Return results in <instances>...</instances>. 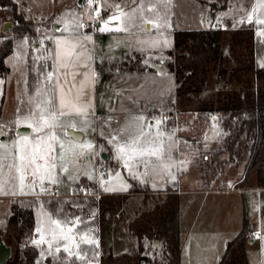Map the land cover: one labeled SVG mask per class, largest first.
<instances>
[{"label": "rangeland", "instance_id": "obj_1", "mask_svg": "<svg viewBox=\"0 0 264 264\" xmlns=\"http://www.w3.org/2000/svg\"><path fill=\"white\" fill-rule=\"evenodd\" d=\"M15 1H18L20 7L28 14L33 15L36 24L39 20L50 19L48 22L50 31H55L56 26L54 24L62 25L63 23L65 26L66 22L80 21L83 18L89 20V16L92 15L90 11L81 13L78 0ZM209 1L211 0H208V3ZM221 1L213 0V5L217 7V4L221 3ZM101 2L103 1L101 0ZM150 2L158 3V0H145V5L147 6ZM246 2L248 1L246 0ZM84 3L87 4V0ZM116 3L121 4L122 9L125 11H130L133 7L140 4V0H134V2L133 0H117ZM208 3L206 5V0H170L168 5L169 26L162 29L161 33H152L146 40H149L150 37L155 40L154 44L157 46H165L173 41L171 36L173 29L208 26L207 13L208 10L210 11ZM257 4L258 0H253L250 10ZM159 6L163 7V4H159ZM217 10L214 9L213 13ZM114 11L115 9L108 10L105 15L101 12L102 19H107ZM225 12L220 11L218 14ZM256 17L264 18V8H260L256 13ZM4 20L12 21V13L6 7H0V42L2 37L13 35L14 33L11 27L12 23L8 29L3 30L2 23ZM36 26H38L36 32L23 33L22 37L15 42L13 50L5 57V62L9 69L6 73H0V81H2L0 83V98L3 96L0 108L2 110L0 125L4 127L6 123L15 124L19 115L27 113L30 95L34 94L37 88L36 84L33 90L27 89L28 65L38 77L37 69L39 64L36 62V57L41 54L46 55L45 47L48 49L49 44L47 40H44V46L40 44L41 40L47 37L46 26ZM79 30L90 31V28L85 27ZM254 30L258 33L264 31V28L262 29V26L256 24ZM229 34V30L225 29L221 42V48L225 54L224 66L228 71L236 66L245 67L251 57L244 45L230 46ZM37 47L40 49L39 53L34 51ZM49 50L51 49L49 48ZM27 55L31 61L27 60ZM43 62L41 61V63ZM244 72L247 78L253 76V72L250 69H244ZM223 82L225 83L222 86V81L217 80L215 71L212 66H209L207 78L198 92L183 95L181 102L173 100V104L167 106V116L166 114L154 116L151 123L157 120L163 122L160 124L159 129L165 133V145L171 150V157L166 159L164 163L165 165L171 164L174 166L167 171L157 166L154 171H149L147 176L137 179L130 175L123 166L108 165L103 169V158L98 154L95 156V148L79 158V167L86 162V159L93 160V167L87 174H84L87 178L83 181H97L98 186L103 190L111 188L114 190L110 192L125 191V188L126 190L128 189L129 178L140 184L145 182V187L149 188L145 196H143L141 191L127 193L120 210L116 209L112 213L108 212L110 217L103 224L89 221L87 226L80 229L81 234H87L86 238L94 240L97 244H100V240L103 238L105 248L110 247L112 251L120 253L121 256L125 252L129 258L133 259L138 252V238L133 234L121 231L123 226L126 225L125 220L131 216L133 210L150 208L153 203L161 201L165 195L164 190L173 181H176L179 203L177 219L180 264H217L226 240L235 236L240 229L243 216L247 218L249 223V232L242 242L246 264H264V212L261 216L260 201L257 200L255 191L241 192L240 190L234 191L230 189L232 181L241 176L244 179L243 177L242 180L240 178V180L235 182L234 187L243 185L248 188L255 187V170L251 169L245 173L243 167L244 159L230 161L228 160L227 152L216 150L221 131L216 113L213 111L216 105V90L236 85L234 78L229 82ZM151 131L155 134L157 129L153 128ZM168 135H171V139L167 138ZM60 136L65 138L63 133ZM0 140H3L2 136H0ZM3 141L5 144L10 142L9 139ZM80 141L83 143L90 141L95 145L94 140L88 133ZM70 143L76 144V141ZM76 150L79 151L78 148ZM96 163L100 165L99 179L96 178L94 172ZM143 171L144 169H140V172ZM117 172L120 173L119 178L116 177ZM89 175L92 176V179L88 178ZM173 175L175 180L172 179ZM81 176L79 175L75 180L65 176L60 177V182L56 185L68 187L74 181L79 183L73 184L65 192L55 187L58 190V194L55 195H51L53 192L52 187L48 193L41 197L54 199L71 197L69 195L73 193V188L78 187L80 182H83L80 180ZM102 177L105 181L103 187L101 186ZM0 179L8 181L4 184V191L0 192V228L3 236H7L9 233L11 235V243H14L13 230L6 224V218L11 211L10 207L13 203L16 201L17 203H22L24 200L23 195L26 194V191L21 193L18 181L9 179L7 168L4 169L3 176ZM98 186L95 185V188L99 189ZM218 188H221V190L217 191ZM260 192H264V188H261ZM98 198H100V195L99 197L97 196ZM74 205L77 208H74L73 214H77V209L82 206ZM34 207L36 228L46 223L47 215H52L53 218L58 217L53 215L42 202L37 203ZM99 212L97 207L89 210V213L86 214V219L89 220L94 215L98 216ZM79 215L80 213L75 217L79 218ZM90 225H94L96 229L90 230ZM143 243L144 249L140 251L141 253L148 255L159 254L158 240L154 241L150 247H146L149 244V240L145 239ZM215 250L220 253L216 255ZM94 260L96 261L97 258L94 257ZM117 264H120V262Z\"/></svg>", "mask_w": 264, "mask_h": 264}, {"label": "trees", "instance_id": "obj_2", "mask_svg": "<svg viewBox=\"0 0 264 264\" xmlns=\"http://www.w3.org/2000/svg\"><path fill=\"white\" fill-rule=\"evenodd\" d=\"M209 5L210 14H213V2ZM0 7H6L11 11V27L14 32L13 35L2 37L0 42V73L3 74L9 69L4 58L13 50L15 42L22 37L23 33H35L38 28L36 25L45 26L50 19L39 20L36 24L33 15L23 10L19 2L15 0H0ZM222 35L223 31L219 27L173 29L172 45L164 50V64L167 70L174 74L175 95L181 97L191 92H198L202 88L209 66H212L215 71L217 80L222 81V86L225 83L223 81L229 82L232 78L236 80L235 86L216 90V105L213 111L216 113L221 129L216 150L227 152L230 161L244 159L245 173L254 169L255 183L264 188V36L258 35L250 23L240 24L231 30L230 46L244 45L251 57L245 67L236 66L228 71L224 66ZM145 59L144 55L133 51L124 55L122 60L112 66L127 70L151 68ZM27 60L31 61L29 56ZM99 65L98 59L96 67ZM28 68L27 85L29 89H32L37 76L30 65ZM244 69L252 70L253 76L247 78ZM106 161L109 163L108 159ZM127 188L121 192L101 190L98 199L81 194L64 199L46 197L41 199L52 212H56L60 207L58 212L60 216H64L72 208L76 209L74 204L82 206L77 209L80 213L79 218L84 221L80 225L81 229L87 226L89 221L105 223L109 217L107 212L120 210L127 193L141 191L145 196L149 191L147 187L132 179H129ZM259 198L263 201L259 205L262 216L264 192H260ZM32 204L31 201L23 205L13 203L10 207L11 211L7 215L6 224L13 230L14 243H11V235L8 233L7 236H3L0 228L4 240L12 245V252L6 264H117L119 262L120 264H180L177 219L179 203L176 189L166 192L164 198L153 203L150 208L133 210L131 216L125 220L126 225L122 230L138 238V252L133 259L126 253L121 256L114 253L110 247L105 248L103 238L100 240V248L97 243L80 245L86 256L85 260L74 258L70 260L66 253L47 255L43 245L38 247L32 242L35 228ZM96 207L99 208V215H94L87 220L86 214ZM242 218L241 227L236 235L226 240L217 264H246L242 242L249 232V223L246 217ZM154 238L158 240L159 254L141 253L140 251L144 249L143 241L149 240L146 247H150ZM42 251L45 252L43 258ZM94 257L97 258L96 261Z\"/></svg>", "mask_w": 264, "mask_h": 264}, {"label": "snow or ice", "instance_id": "obj_3", "mask_svg": "<svg viewBox=\"0 0 264 264\" xmlns=\"http://www.w3.org/2000/svg\"><path fill=\"white\" fill-rule=\"evenodd\" d=\"M169 3L170 0H158V3L150 2L146 6L145 0H140V4L130 11H125L119 3H115L112 5L115 8L113 14L107 19H101V12L108 10V0H103V3L101 0H87L86 11L93 13L89 19L93 21V26L97 22L100 24V32L135 33L168 27ZM159 4H163V7ZM260 8H264V0H258L252 11L247 12L246 19H241L238 23H252L255 17V23L264 26V18L256 17ZM87 26L80 20L66 22L63 30L57 29L66 34L55 38L54 50L50 51L45 47L46 55L36 57L39 64L37 88L34 94L30 95L27 113L19 115L15 121L17 129L21 126L28 127L31 134L17 132V137L10 138L8 144L0 140V177L7 168L9 179L18 181L21 193L25 188L31 193H37V190L40 194L47 193L50 191L49 186L58 184L62 176L75 180L80 174L79 158L95 148L90 141L83 143L73 134L69 135H72L76 144L67 143L55 132L57 127L62 126V118L66 115L82 117V123L87 125V117L92 114L83 82L79 95H74L71 91L76 86L78 77L85 75L80 69L87 70L88 61L91 60L88 44L91 43L92 37L79 31ZM72 28L78 30L72 31ZM258 35L264 36V31L258 32ZM47 39L49 38L45 37L41 40V46H44V40ZM34 51L39 53V47ZM95 75L93 72L92 77ZM162 123L157 120L145 127L144 117L139 116L108 138V143L115 150V158L134 178L147 176L149 171H154L157 166L165 171L174 166L164 163L171 157V150L165 145V133L159 129ZM3 128L4 126L0 125V136L6 135ZM153 128L157 129L155 134L151 131ZM167 138L171 139V135ZM140 169L144 171L140 172ZM119 176L120 173L117 172L116 177ZM88 178L92 179V176L89 175ZM172 179L175 180L174 175ZM101 180L103 187V177ZM7 182L0 179V192L4 191V184ZM83 223L84 221L75 216L63 219L47 215L46 223L36 228L38 238L32 242L38 247L46 245L47 255L66 253L70 260H85L86 256L80 245L96 242L86 238L87 234H81L80 225ZM44 255L45 252L42 251V258Z\"/></svg>", "mask_w": 264, "mask_h": 264}, {"label": "crops", "instance_id": "obj_4", "mask_svg": "<svg viewBox=\"0 0 264 264\" xmlns=\"http://www.w3.org/2000/svg\"><path fill=\"white\" fill-rule=\"evenodd\" d=\"M103 1V0H102ZM117 0H108V10L115 9L112 7L116 3ZM222 0L221 3L217 4V7L213 6L214 9H218L213 14H210L208 10V22L209 25L205 27H219L222 31L235 29L240 24H247L238 23L241 19H246L247 12H250V6L252 5L253 0ZM213 2V0L209 1ZM103 3V2H102ZM208 0H206V5ZM208 3V7H210ZM121 5V4H120ZM215 7V8H214ZM123 8V7H121ZM107 11H102V14L105 15ZM220 11H226L223 14H218ZM228 11V12H227ZM47 19V18H46ZM254 28H256V23L253 20L252 23ZM46 26V34H47V43L49 44V48L54 50L55 45V38L62 37L66 33L63 31H57V29H64V25L56 24L55 31H50V26ZM100 26V25H99ZM262 26V25H259ZM99 29V27H98ZM97 29L96 32L91 31H83L79 30L82 33L88 34L92 37L91 43L88 44V48L91 50V60L88 61V68L87 70L81 68L80 71L85 73L84 76L78 77L76 81V86L71 89L74 95H79L81 93V82H83L84 88L87 92V100L91 106V115L87 117L89 123L86 125L82 123L84 118L76 116L74 114L66 115L62 118V126L57 127L55 129L56 134L61 138L60 134L63 133L65 138H61L65 140L67 143L74 142L75 140L72 139V135L70 133V128H74L78 130V133L75 136L79 137L80 140H83L88 133L95 143V156L96 154L100 155L103 160V169L106 168L108 165H113L115 167H122L120 161L115 158V150L112 145L108 143V138L122 129L126 123L130 120H135L136 117L142 116L144 117L145 127L147 126L148 122L151 123L154 116L157 114H166L168 113L169 105L173 104L174 101L181 102L182 97L177 96L174 93V86H175V78L173 72L167 70L164 72H156L154 68H143V69H133L127 70L122 69L120 67L112 66V64L117 63V61L122 60L123 56L126 54L133 53V51L138 52L145 56V62L149 55L154 57V60L157 61L159 57L164 58V50L172 45L166 44L165 46H153L155 40L149 37V40H146L147 37L152 35V33H161V30L152 29L151 31H140L135 33H114V32H100ZM261 29V28H260ZM259 29V30H260ZM72 31H77L75 29H71ZM172 36V32H171ZM137 41H143V43H138ZM149 43V44H148ZM50 50V51H51ZM94 50V51H93ZM96 50V51H95ZM155 50H158L155 52ZM155 52V53H154ZM6 57V56H5ZM28 57V55H27ZM100 61V65L96 67V60ZM165 59V58H164ZM5 60V58H4ZM6 61V60H5ZM147 63V62H146ZM95 72L96 75L93 78L92 73ZM70 79V78H69ZM28 80V76H27ZM38 77L35 81L34 86L32 89L28 88V90H33L37 84ZM27 83V82H26ZM3 96L0 98V108L2 106ZM168 104V105H167ZM2 112V110H1ZM1 114V113H0ZM21 128V127H19ZM17 129L15 124L13 123H6L4 127V132L6 135L2 136V139H15L17 137V132L19 133H28L31 134V129L28 127H23V129ZM82 129V130H81ZM105 152L107 157H103L102 153ZM108 162L107 163V160ZM92 159H86L85 163H82L79 167L80 180H86L85 173L87 174L88 171L91 170L93 167ZM100 165L96 163L95 165V175L96 178H100ZM84 175V176H83ZM242 177H238L232 181L231 190H240L241 192L244 191H255L257 200L259 201V195L261 188L256 186L248 188L245 185L241 187H234L235 182L238 180H242ZM130 179V178H129ZM244 179V177H243ZM134 180V179H132ZM77 181L72 182L68 187L59 186V185H51L50 188H57L60 191H68L71 186L76 183ZM96 185L97 181L95 182ZM139 183V182H138ZM144 186L146 183L143 182ZM99 187V186H98ZM99 189H101L99 187ZM149 189V188H148ZM178 189L176 181H173L169 187L164 190V193L169 192V190ZM105 192V190L101 189ZM221 190V188H218ZM26 194L23 195L24 200L22 201L23 204H27L30 201L33 202L32 207L34 211V206L42 202L39 190L37 193H31L28 188H25ZM110 192V191H106ZM39 193V195H38ZM48 193V192H47ZM23 197H21L23 199ZM17 203V201L15 202ZM46 207V205L44 204ZM48 208V207H47ZM60 207L56 210V212H52L49 208L48 210L55 216L60 218L66 219L70 216H76L77 214H73L75 210L72 208L70 212L64 214V216H60L58 212H60ZM108 214V213H107ZM110 217V215H109ZM34 223H35V212H34ZM126 223V222H125ZM125 226V225H124ZM124 233H127L124 230H121ZM36 233V223L34 228V234L32 240L37 239ZM45 250L47 248L46 245H43ZM100 248V244L98 243ZM216 251V255L220 252ZM114 252V251H113ZM116 253V252H114ZM125 253V252H123ZM100 254V251H98ZM120 254V253H116Z\"/></svg>", "mask_w": 264, "mask_h": 264}, {"label": "water", "instance_id": "obj_5", "mask_svg": "<svg viewBox=\"0 0 264 264\" xmlns=\"http://www.w3.org/2000/svg\"><path fill=\"white\" fill-rule=\"evenodd\" d=\"M83 2V0H78V4H81ZM12 21L11 20H4L2 23V28L3 30H6L9 28V26L11 25ZM54 26H56V24H54ZM57 27V26H56ZM164 58L163 57H159L157 59V61L154 60V57L152 55H149V57L147 58V63L154 68V70L156 72H164L166 70V66L164 64ZM24 126H21V128H19V130L23 129ZM70 133L75 135L76 133H78L77 129L74 128H70ZM103 157H107V154L105 152L102 153ZM260 204L263 203L262 199L259 198ZM108 213V212H107ZM154 241H157L156 238H154L151 242V244L154 243ZM12 252V245L8 242H6L2 236V234L0 233V264H6V262L8 261L9 256L11 255Z\"/></svg>", "mask_w": 264, "mask_h": 264}, {"label": "built area", "instance_id": "obj_6", "mask_svg": "<svg viewBox=\"0 0 264 264\" xmlns=\"http://www.w3.org/2000/svg\"><path fill=\"white\" fill-rule=\"evenodd\" d=\"M85 0H83V2L80 4V11L81 13L83 14L86 9H87V4L84 3ZM93 15V13H92ZM101 19H102V16H101ZM83 20V22L88 25L87 27L90 28V31L91 32H96L97 31V28L99 26V23H95V25L93 26V21L92 20H86L85 18L81 19ZM95 185L96 183L93 182V181H83V182H80L79 186L78 187H75L73 188V193L69 196H72V195H75V194H81V195H84V196H91L93 199H97V196L99 197V195H101V190L100 189H97L95 188ZM53 192L51 195H55V194H58V190H56L55 188H52ZM82 190H86V191H82ZM75 192V193H74ZM89 229L90 230H94L96 229L94 225H90L89 226Z\"/></svg>", "mask_w": 264, "mask_h": 264}]
</instances>
